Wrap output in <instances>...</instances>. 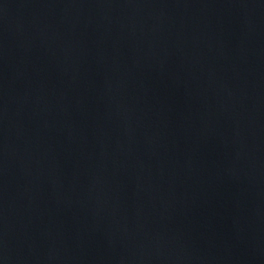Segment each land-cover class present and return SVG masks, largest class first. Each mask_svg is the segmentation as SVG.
<instances>
[{
    "label": "water",
    "instance_id": "water-1",
    "mask_svg": "<svg viewBox=\"0 0 264 264\" xmlns=\"http://www.w3.org/2000/svg\"><path fill=\"white\" fill-rule=\"evenodd\" d=\"M0 264H264V0H0Z\"/></svg>",
    "mask_w": 264,
    "mask_h": 264
}]
</instances>
